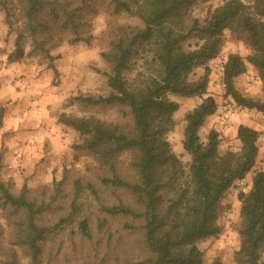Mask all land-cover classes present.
<instances>
[{"label": "trees", "instance_id": "obj_1", "mask_svg": "<svg viewBox=\"0 0 264 264\" xmlns=\"http://www.w3.org/2000/svg\"><path fill=\"white\" fill-rule=\"evenodd\" d=\"M197 3L0 0L8 35L15 36L11 57L23 59L29 48V55L48 60L56 75L53 52L67 42L88 41L93 17L104 13L139 21L108 26V47L101 53L107 66L105 94L73 99L87 109H117V119L66 112L58 116L60 124L80 136L73 145L74 160L79 161L80 153L93 158L94 178L75 176L66 168L50 185L35 190L25 184L13 191L2 180L0 159L1 209L10 231L7 240L0 223L2 264H46L68 235L88 243L105 235L100 245L118 242L129 249L125 259L112 263L76 264H205L200 242L219 236L223 200L255 171L260 155L259 132L247 125L237 130L239 151H222L216 130L202 140L201 130L218 111L209 95L210 64L221 54L227 33L245 41L251 54H231L225 66V97L264 115V100L236 88L251 65L264 90V0H225L205 19L194 14ZM199 70L203 73L195 80ZM170 95L201 99L186 118L184 149L192 158L188 169L167 139L180 107ZM4 109L0 107V129ZM238 199L241 246L236 264H264L263 170ZM212 264L224 263L216 259Z\"/></svg>", "mask_w": 264, "mask_h": 264}, {"label": "rangeland", "instance_id": "obj_2", "mask_svg": "<svg viewBox=\"0 0 264 264\" xmlns=\"http://www.w3.org/2000/svg\"><path fill=\"white\" fill-rule=\"evenodd\" d=\"M223 1L225 0H198L194 14L205 19ZM114 22L139 25L138 20L127 17L104 13L93 17L88 41L67 42L53 52L54 65L58 71L56 75L50 68L49 61L40 55H29V48L23 59L11 57L15 51V36L8 35L6 17L0 9V107L5 108L3 128L0 129L1 177L13 191H19L25 184L35 190L42 185H50L55 179L63 177L66 168L71 169L75 176L94 178L93 158L89 154L80 153L79 161L74 160L73 145L80 140V136L76 131L60 124L58 116L66 112L81 116L95 115L107 120L117 119V109H87L73 102L74 98L81 95L105 94L107 66L101 53L108 47L105 34L110 23ZM231 54L247 58L251 49L245 41L237 40L227 33L221 54L210 64L212 74L209 95L215 98L218 111L207 120L200 133L202 140L206 141L209 133L216 130L222 139V151L240 150L237 130L240 125L247 124L248 120L258 128L259 135L264 136V128L253 117L243 112H235L229 117L225 115L230 99L225 97L223 78ZM202 73L199 70L195 80ZM236 88L246 97L264 100L260 75L251 65H248L247 73L236 80ZM169 98L180 107L174 116L176 128L167 139L188 169L192 158L184 149L186 118L201 103V99L177 95H170ZM260 170L262 165L258 162L255 171L244 181L238 182L223 200L219 236L203 240L199 245L204 252L205 264H212L216 259L224 264H236L235 253L241 246V204L238 197L241 192H249L252 179ZM1 204L0 201V223L6 227L4 235L8 240L10 231L2 214ZM104 237L105 235H97L95 242L88 243L78 236L68 235L63 239L65 241L60 252L57 253L56 249L46 264L100 263L103 260L112 263L117 257L125 259L129 252L128 246L123 247L117 242L102 244L106 246L104 247L100 245ZM9 243L10 241H5L4 245ZM116 245L119 247L116 248ZM2 259L0 252V264Z\"/></svg>", "mask_w": 264, "mask_h": 264}, {"label": "built area", "instance_id": "obj_3", "mask_svg": "<svg viewBox=\"0 0 264 264\" xmlns=\"http://www.w3.org/2000/svg\"><path fill=\"white\" fill-rule=\"evenodd\" d=\"M225 110H226L225 115L228 116V117L231 116L232 114H234L235 112H243V113L249 115L250 117H253L255 120L259 121V123L264 128V115L259 113V112H257L256 110H250V109H247V108H242V107L238 106L231 99L227 103V106H226Z\"/></svg>", "mask_w": 264, "mask_h": 264}, {"label": "crops", "instance_id": "obj_4", "mask_svg": "<svg viewBox=\"0 0 264 264\" xmlns=\"http://www.w3.org/2000/svg\"><path fill=\"white\" fill-rule=\"evenodd\" d=\"M244 125L250 126L251 128H254L258 131V128H256V126L250 120H248V123ZM259 143H260V155H259L258 162L259 164L261 162L262 170L264 171V161L262 162V160L264 159V136L263 135H259Z\"/></svg>", "mask_w": 264, "mask_h": 264}]
</instances>
